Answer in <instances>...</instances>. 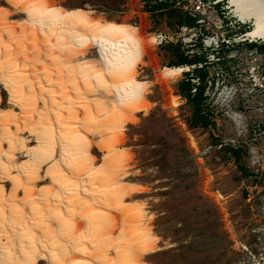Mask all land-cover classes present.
<instances>
[{"label": "bare ground", "instance_id": "6f19581e", "mask_svg": "<svg viewBox=\"0 0 264 264\" xmlns=\"http://www.w3.org/2000/svg\"><path fill=\"white\" fill-rule=\"evenodd\" d=\"M226 1L241 23H251L244 40L264 43V0ZM8 2L24 16L17 22L0 7V87L11 99L0 107V264H148L159 239L143 211L131 233L115 238L111 217L103 226L105 210L128 209L117 177L101 178L88 135L97 123L98 137L118 144L124 134L115 135L114 119L132 123L148 108L137 66L150 45L139 28L89 9ZM190 67H163L160 79Z\"/></svg>", "mask_w": 264, "mask_h": 264}, {"label": "rangeland", "instance_id": "374dc122", "mask_svg": "<svg viewBox=\"0 0 264 264\" xmlns=\"http://www.w3.org/2000/svg\"><path fill=\"white\" fill-rule=\"evenodd\" d=\"M53 2L139 28L150 45L137 66V76L148 89V108L136 112L132 123H124L121 116L114 119L115 135L124 134L118 144L108 135L98 137L97 123L89 124L94 165L101 178L117 177L128 209L126 216L105 210L109 216L102 218L103 226L111 217L115 238L131 233L133 220L143 211L146 226L159 239V250L145 258L148 264H264V43L240 39L251 23L238 29L227 21L218 30L205 24L207 31L197 36L180 30L181 11L169 2L157 10L158 0ZM0 7L13 13L11 19L22 21L21 9L8 0H0ZM229 11L224 9L227 16ZM159 34L167 35L168 42L157 44ZM223 35L229 43L217 48L215 40L220 43ZM89 53L94 55L95 49ZM194 55L206 62L205 128L192 122L191 107L179 95L186 72L167 82L159 76L163 67L175 66L179 56ZM0 92V107H9L10 97L1 87Z\"/></svg>", "mask_w": 264, "mask_h": 264}, {"label": "built area", "instance_id": "2783aa9c", "mask_svg": "<svg viewBox=\"0 0 264 264\" xmlns=\"http://www.w3.org/2000/svg\"><path fill=\"white\" fill-rule=\"evenodd\" d=\"M159 2H169L174 4V6L181 11L180 15L183 20L185 18H191L193 20L194 25L189 27L182 23L180 30L185 34L186 32L193 31L195 35L201 36L203 32L207 29L204 27L205 24L214 26L216 30L223 28L227 25V21L230 25L235 24L238 26V29L241 28V23L236 15L230 9V16H227L224 13V9H229L228 5L223 6V2H228L225 0H158ZM207 31V30H206ZM244 34L240 35V39L244 40ZM157 44H161L162 42H168L169 37L167 35L159 34L155 36ZM218 37L215 40V45L217 48L220 46L227 45L229 42L223 35L220 43L218 41Z\"/></svg>", "mask_w": 264, "mask_h": 264}, {"label": "trees", "instance_id": "16d2710c", "mask_svg": "<svg viewBox=\"0 0 264 264\" xmlns=\"http://www.w3.org/2000/svg\"><path fill=\"white\" fill-rule=\"evenodd\" d=\"M167 7V3L160 2L155 6V9H165ZM179 20L181 23H185V25L191 27L194 25L193 20L191 18H185L183 20L182 16H179ZM206 62L202 57L198 55H194L191 58L179 56V60L176 62L175 66H193L191 72L185 73V80L181 81L178 84V92L179 95L186 101V104L191 107V116L192 122L197 125L205 128L207 123V114L203 113L204 101H205V90L207 88V82L205 78L207 76L206 70H204V66ZM204 64V65H202ZM200 65L202 67L197 68L196 66ZM196 77V82H193L192 77ZM229 151L234 153L232 148H229Z\"/></svg>", "mask_w": 264, "mask_h": 264}]
</instances>
